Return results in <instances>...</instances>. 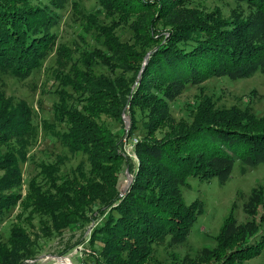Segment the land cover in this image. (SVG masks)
<instances>
[{
    "label": "trees",
    "instance_id": "trees-1",
    "mask_svg": "<svg viewBox=\"0 0 264 264\" xmlns=\"http://www.w3.org/2000/svg\"><path fill=\"white\" fill-rule=\"evenodd\" d=\"M66 1L0 0V72L27 77L56 49L60 62L70 64L67 71L53 72L60 87L54 121L44 127L69 152L85 156L87 174L78 166L62 177L59 159L39 162L41 178L32 177L22 197L21 165L35 133L32 110L0 92V215L18 206L16 217L32 228L30 219L38 215L44 236L102 217L88 235L86 264H248L264 249L261 189L246 202L247 220L239 223L230 213L213 245L198 255L174 253L162 262L153 246L166 239L181 244L201 214L198 199L185 203L182 197L190 178L222 180L236 162L264 163V112L218 107L207 95L188 119L175 120L169 111L190 85L264 70V0H231L230 15L219 7L191 6L189 0H96L111 18L94 27L103 48L85 50L75 61L67 47L56 46L53 30ZM119 25L131 33L129 41L116 35ZM96 63L111 75L96 73ZM136 132L134 163L122 145L125 134ZM125 172L131 181L121 194ZM35 231L12 225L0 242V264L35 259Z\"/></svg>",
    "mask_w": 264,
    "mask_h": 264
},
{
    "label": "rangeland",
    "instance_id": "rangeland-1",
    "mask_svg": "<svg viewBox=\"0 0 264 264\" xmlns=\"http://www.w3.org/2000/svg\"><path fill=\"white\" fill-rule=\"evenodd\" d=\"M191 6L203 9L219 7L226 15H230L235 4L231 0H189ZM59 20L54 32L57 34L56 46H65L71 52L72 60H76L83 51H88L93 47L103 48L97 43L95 25L109 24L110 16L98 5L96 0H67L58 11ZM91 16V23L87 19ZM88 25L90 29L87 30ZM115 33L121 41L130 39L129 30L119 25ZM60 56L57 51H52L43 60L39 69L33 71L27 77H15L6 72H0V92L14 102L24 101L32 110V125L35 133L27 147L26 161L21 165V194L25 195L27 183L32 177L40 179L38 168L39 162L53 163L59 159L58 174L62 177H70L78 166H82L86 173L88 162L80 152H69L59 141L44 127V123H52L53 105L57 102L56 92L60 85L59 80L54 78L53 72L67 71L70 64L63 62L60 64ZM60 62V63H59ZM96 73L110 74V72L100 66L94 65ZM115 74L116 71H115ZM111 75V74H110ZM202 95L212 98L215 105L222 108L231 106L245 108L260 116L264 112V70H257L248 78L218 77L205 80L201 83L190 85L184 89L170 104L171 118L178 120L189 117L190 110L197 104ZM124 130L128 131L130 119L128 109L122 116ZM140 134L137 132L130 137H123L122 149L134 163L137 158L134 148L130 143L131 139H137ZM125 180L122 189L128 186L131 175L125 172ZM129 178V179H128ZM262 190L264 199V163L255 166H246L239 162L234 164L230 175L226 179L213 177L211 179L200 180L189 179V187L182 189V197L185 203L198 199L202 205V212L198 215L191 231L185 240L179 244H173L168 239L159 244H155L154 256L162 262L169 261L170 255L177 253L180 257L196 256L204 247L213 245L212 237L218 232L223 220L232 213L237 222L243 223L247 220L245 206L253 192ZM263 208L259 206L257 211L261 213ZM20 212V207L4 212L0 215V242H5L9 237L12 225H21L26 231L36 230L37 237V257L33 260H25L23 264H63L60 259L68 258L73 264H86L85 256L90 252L87 244L88 235L92 227L101 222L102 217L95 221H81L70 230L61 234L44 236L37 228L39 226L38 215L30 219L28 226L25 220L18 219L16 215ZM25 216V213H24ZM258 218V216H256ZM30 235V234H29ZM34 238V235H30ZM80 239H85L82 244L72 247L66 254L60 255L66 247L76 243ZM248 264H264V249Z\"/></svg>",
    "mask_w": 264,
    "mask_h": 264
},
{
    "label": "bare ground",
    "instance_id": "bare-ground-1",
    "mask_svg": "<svg viewBox=\"0 0 264 264\" xmlns=\"http://www.w3.org/2000/svg\"><path fill=\"white\" fill-rule=\"evenodd\" d=\"M129 179V178H128ZM60 261L63 264H73L67 257L66 258H61Z\"/></svg>",
    "mask_w": 264,
    "mask_h": 264
},
{
    "label": "built area",
    "instance_id": "built-area-1",
    "mask_svg": "<svg viewBox=\"0 0 264 264\" xmlns=\"http://www.w3.org/2000/svg\"><path fill=\"white\" fill-rule=\"evenodd\" d=\"M136 142H137V139H131V142L128 143V144H130V145L133 146V148H134Z\"/></svg>",
    "mask_w": 264,
    "mask_h": 264
},
{
    "label": "water",
    "instance_id": "water-1",
    "mask_svg": "<svg viewBox=\"0 0 264 264\" xmlns=\"http://www.w3.org/2000/svg\"><path fill=\"white\" fill-rule=\"evenodd\" d=\"M128 186H126L124 189H122L121 191V194H123L125 192V189L127 188Z\"/></svg>",
    "mask_w": 264,
    "mask_h": 264
}]
</instances>
